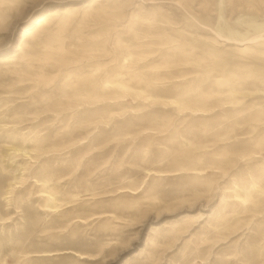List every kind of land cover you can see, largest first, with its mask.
<instances>
[{"label":"rangeland","instance_id":"374dc122","mask_svg":"<svg viewBox=\"0 0 264 264\" xmlns=\"http://www.w3.org/2000/svg\"><path fill=\"white\" fill-rule=\"evenodd\" d=\"M0 189V264H264V0H0Z\"/></svg>","mask_w":264,"mask_h":264},{"label":"bare ground","instance_id":"6f19581e","mask_svg":"<svg viewBox=\"0 0 264 264\" xmlns=\"http://www.w3.org/2000/svg\"><path fill=\"white\" fill-rule=\"evenodd\" d=\"M70 7V6H69ZM66 9V8H65ZM50 12V11H49ZM51 14H53L52 12H50V13H45V14H43V15H41L40 17H38L36 20H35V23H34V28L35 29H37V28H39V27H42V25L43 24H45L46 22H47V20L49 19V17H50V15ZM33 28V27H32ZM34 28H33V30H34ZM32 29H30V28H25L23 31H22V34H21V38L24 40V39H26L33 31H31ZM125 75V74H124ZM123 82H124V80H123ZM122 82V83H123ZM109 83V82H108ZM108 83H106L104 86H107V84ZM112 83H114V82H111V84ZM121 83V81H119V84ZM104 84V83H103ZM124 85H126L125 83H123ZM103 86V87H104ZM101 90V89H100ZM98 94V93H97ZM24 147V146H23ZM28 149V148H27ZM25 147L24 148H15V152L16 153H18V152H20V153H22V154H24V155H26V156H29V153H30V151L29 150H27ZM11 158V157H10ZM13 165H11V167H12ZM23 167V166H22ZM20 165H16V168L15 169H17V170H22L23 168H22ZM5 168V167H4ZM12 183V182H11ZM17 183V182H16ZM11 185V184H10ZM9 185V186H10ZM10 187H12V185L10 186ZM8 189V188H7ZM1 190V189H0ZM9 190V189H8ZM8 193H10V191H6V192H4V195H7L6 197H8ZM50 193V192H49ZM51 197V196H50ZM242 197V196H241ZM247 197V198H246ZM245 197V200H248L249 198H248V196H246Z\"/></svg>","mask_w":264,"mask_h":264}]
</instances>
